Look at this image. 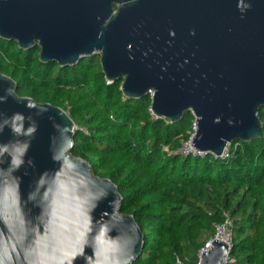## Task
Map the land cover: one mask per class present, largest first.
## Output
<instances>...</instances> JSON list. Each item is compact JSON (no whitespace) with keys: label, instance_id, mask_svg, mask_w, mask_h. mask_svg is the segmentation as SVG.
<instances>
[{"label":"water","instance_id":"95a60500","mask_svg":"<svg viewBox=\"0 0 264 264\" xmlns=\"http://www.w3.org/2000/svg\"><path fill=\"white\" fill-rule=\"evenodd\" d=\"M0 37L60 67L99 56L154 116L191 112L198 152L261 136L264 0H0ZM17 87L0 66V264H132L143 232L117 185L72 154L63 108ZM230 248L213 237L197 264H226Z\"/></svg>","mask_w":264,"mask_h":264},{"label":"trees","instance_id":"16d2710c","mask_svg":"<svg viewBox=\"0 0 264 264\" xmlns=\"http://www.w3.org/2000/svg\"><path fill=\"white\" fill-rule=\"evenodd\" d=\"M0 37V66L21 96L63 108L74 122L72 154L110 178L133 214L144 246L132 264H197L228 214L232 242L226 264H264V107L261 136L239 142L227 158L181 153L194 117L171 122L150 111L151 97L123 95L109 82L99 56L73 67L39 60Z\"/></svg>","mask_w":264,"mask_h":264},{"label":"built area","instance_id":"2783aa9c","mask_svg":"<svg viewBox=\"0 0 264 264\" xmlns=\"http://www.w3.org/2000/svg\"><path fill=\"white\" fill-rule=\"evenodd\" d=\"M190 141H191V139L183 144V146H182V148L180 150L181 153H183L185 155H187L189 153L203 155L204 153L198 152V151H196L193 148V146L191 145V142ZM238 144H239V142H235L233 144H228L220 157L221 158H227L229 156L230 152L232 150H234V149L237 148ZM231 225H232L231 218L229 217L228 214H225V220H224V222L222 224H219V225L216 226V232H217V228H219V227H224L225 228L226 242L229 244V247H231V242H232V229H231ZM214 237H215V235H214ZM211 241H212V238L206 242L205 246L201 250L209 249V247L211 246ZM201 250L199 251L198 259H199V255L201 253ZM179 260L180 259H178L177 261H179Z\"/></svg>","mask_w":264,"mask_h":264},{"label":"bare ground","instance_id":"6f19581e","mask_svg":"<svg viewBox=\"0 0 264 264\" xmlns=\"http://www.w3.org/2000/svg\"><path fill=\"white\" fill-rule=\"evenodd\" d=\"M215 239L226 241L225 228L224 227L217 228V233H216Z\"/></svg>","mask_w":264,"mask_h":264},{"label":"rangeland","instance_id":"374dc122","mask_svg":"<svg viewBox=\"0 0 264 264\" xmlns=\"http://www.w3.org/2000/svg\"><path fill=\"white\" fill-rule=\"evenodd\" d=\"M192 121H193V126H192V131L193 132H191V137H190V139L192 138V136H193V134H194V123H195V118L193 117L192 118ZM224 236V235H223ZM199 254V253H198ZM177 264H182V261H177Z\"/></svg>","mask_w":264,"mask_h":264}]
</instances>
